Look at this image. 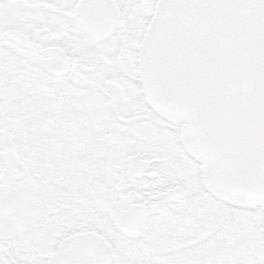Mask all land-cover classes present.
<instances>
[{
	"label": "snow or ice",
	"instance_id": "snow-or-ice-1",
	"mask_svg": "<svg viewBox=\"0 0 264 264\" xmlns=\"http://www.w3.org/2000/svg\"><path fill=\"white\" fill-rule=\"evenodd\" d=\"M0 264H264V0H0Z\"/></svg>",
	"mask_w": 264,
	"mask_h": 264
}]
</instances>
